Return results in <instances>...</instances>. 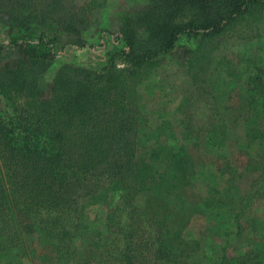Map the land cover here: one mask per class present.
<instances>
[{"label":"trees","instance_id":"obj_1","mask_svg":"<svg viewBox=\"0 0 264 264\" xmlns=\"http://www.w3.org/2000/svg\"><path fill=\"white\" fill-rule=\"evenodd\" d=\"M161 1L166 17L157 23L137 27L128 15L121 17L117 36L121 47L115 56L121 57L132 74L125 87L115 66L101 71L81 68L86 74L79 79L58 75L51 96L45 98L30 81L34 72L24 65L2 64L0 46V100L8 106L7 112L0 108V264H33L34 260L39 264H262L259 259L226 261L224 255L213 262V258L199 256L197 249L186 252L165 241L168 247L155 248L152 258L150 235L145 244L137 241L133 223L123 225L116 218L118 197L131 205L129 184L177 208L190 198L187 152L179 148L169 161L166 152L174 149L148 123L139 137L131 138L137 132L134 120L140 114L146 119L152 115L148 104L138 101L140 92L157 84L155 74L163 67V59L182 40L222 37L252 9H264V0H222L214 8L185 12L183 0ZM19 21L17 31L9 35V45L21 54L18 63L28 62L25 57L55 54L59 23ZM257 23L264 35V16ZM231 44L225 46L230 49ZM226 59L205 80L216 97L224 96L226 87L241 80L236 66L230 68ZM147 71L151 76H146ZM248 80L256 130L264 138V78L256 72ZM23 92L25 98L20 99ZM218 125L207 131L211 146L226 142L228 133ZM127 174H131L129 182ZM232 194L230 187L226 196L209 194L196 200L206 207H224ZM247 245L252 242H243Z\"/></svg>","mask_w":264,"mask_h":264},{"label":"rangeland","instance_id":"obj_2","mask_svg":"<svg viewBox=\"0 0 264 264\" xmlns=\"http://www.w3.org/2000/svg\"><path fill=\"white\" fill-rule=\"evenodd\" d=\"M183 1L187 12L214 8L222 0ZM164 7L161 0H0L2 64L24 65L25 70L34 72L36 76L30 81L38 85L45 98L51 96L58 75L72 74L79 79L86 74L81 68L101 71L115 66L113 70L120 72L125 87L132 74L121 57L115 56L121 47L117 40L121 17L128 15L137 27L157 23L166 17L161 11ZM263 10L260 6L252 9L229 26L222 37L179 42L156 71L157 84L140 92L139 105L147 103L152 115L146 119L136 111L140 116L134 120L137 132L131 135L132 140L148 123L161 133L163 143L174 149L166 152L169 161L182 148L187 152L189 168L190 198L184 207L177 208L157 194L132 189L133 184H129L131 205L118 197L119 205L114 206L118 209L117 220L123 225L133 223L137 241L145 244L144 239L150 235L152 258L155 248L163 250L170 243L186 252L197 249L199 256L213 258V262L224 255L226 261L259 259L264 264V138L256 130L258 120L250 103L248 80L256 72L264 78V35L257 23L264 16ZM19 18L60 24L54 55L25 57L28 62H17L21 54L9 45V35L17 31ZM82 43L87 46L82 47ZM226 43H233L230 49ZM223 57H227L230 68L236 66L235 73L241 80L226 87L224 96L216 97L205 80ZM18 97L24 99L25 92ZM0 108L8 111L4 100H0ZM168 117L171 121L166 120ZM217 122L228 135L225 144L211 146L207 131ZM126 178L131 181V174ZM230 187L233 198L227 206L206 207L196 200L209 194L226 196ZM249 241L252 245L243 246ZM33 264H39L38 260Z\"/></svg>","mask_w":264,"mask_h":264}]
</instances>
